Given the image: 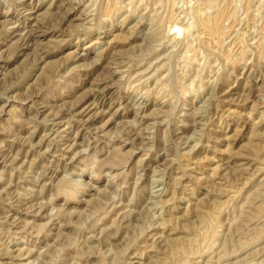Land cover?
<instances>
[{
    "label": "rangeland",
    "instance_id": "374dc122",
    "mask_svg": "<svg viewBox=\"0 0 264 264\" xmlns=\"http://www.w3.org/2000/svg\"><path fill=\"white\" fill-rule=\"evenodd\" d=\"M0 264H264V0H0Z\"/></svg>",
    "mask_w": 264,
    "mask_h": 264
}]
</instances>
